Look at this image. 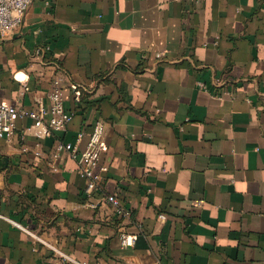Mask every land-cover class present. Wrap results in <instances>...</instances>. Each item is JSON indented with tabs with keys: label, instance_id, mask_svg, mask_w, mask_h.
Returning a JSON list of instances; mask_svg holds the SVG:
<instances>
[{
	"label": "crops",
	"instance_id": "1",
	"mask_svg": "<svg viewBox=\"0 0 264 264\" xmlns=\"http://www.w3.org/2000/svg\"><path fill=\"white\" fill-rule=\"evenodd\" d=\"M55 76L65 130L0 139V264H60L32 235L86 264H264V0H34L0 40V102L46 104ZM96 120L94 195L128 217L84 206L67 153L49 168Z\"/></svg>",
	"mask_w": 264,
	"mask_h": 264
},
{
	"label": "built area",
	"instance_id": "2",
	"mask_svg": "<svg viewBox=\"0 0 264 264\" xmlns=\"http://www.w3.org/2000/svg\"><path fill=\"white\" fill-rule=\"evenodd\" d=\"M34 0H0V40L13 34L22 24L26 11ZM47 49V48H46ZM44 49L36 48L35 53L39 54ZM201 89L205 88L203 83H197ZM24 90L28 89L26 86ZM29 119L31 129L37 138H47L54 133L65 130L72 119V113L67 111L62 100V78L55 76L51 82V88L47 94L46 104H37L35 107L25 108L20 105H11L0 102V139L9 140L16 129L18 119ZM105 123L96 120L91 125L88 139L83 149H79L71 143L58 141L55 143L53 152L50 155L49 168L57 170L55 162L63 153H67L76 162L78 174L86 180L84 194L92 196V201H86L84 206L96 209L102 204H110L118 215L128 217L129 212L123 210L114 195L96 197L95 191L107 172V164L100 163V156L105 151L104 141ZM83 137V132L76 135V142ZM164 218V216H160ZM0 218H4L0 215ZM5 219V218H4ZM12 225L24 231L26 229L13 220L7 219ZM37 241L47 246L53 253L54 259L60 264H86L84 261H77L63 253L54 246L44 242L39 237L32 235ZM134 238L125 233L119 235L121 247L131 246Z\"/></svg>",
	"mask_w": 264,
	"mask_h": 264
}]
</instances>
